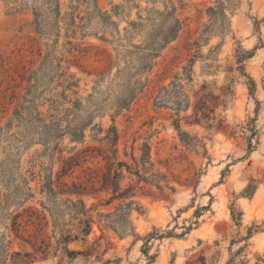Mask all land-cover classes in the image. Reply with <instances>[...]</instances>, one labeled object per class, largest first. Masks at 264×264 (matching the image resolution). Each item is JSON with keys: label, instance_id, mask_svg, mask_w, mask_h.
<instances>
[{"label": "rangeland", "instance_id": "374dc122", "mask_svg": "<svg viewBox=\"0 0 264 264\" xmlns=\"http://www.w3.org/2000/svg\"><path fill=\"white\" fill-rule=\"evenodd\" d=\"M219 2L224 17L211 16ZM58 4L56 17L43 0H0V264H264V0ZM171 10L177 36L146 58ZM144 145L151 165L136 168ZM105 162L139 170L122 168L128 200L105 206ZM66 199L95 221L67 249L100 261L35 253ZM129 201L125 235L104 228L97 215Z\"/></svg>", "mask_w": 264, "mask_h": 264}, {"label": "trees", "instance_id": "16d2710c", "mask_svg": "<svg viewBox=\"0 0 264 264\" xmlns=\"http://www.w3.org/2000/svg\"><path fill=\"white\" fill-rule=\"evenodd\" d=\"M44 4L47 5L49 11L54 13L56 17L59 15V4L58 0H43ZM223 4L219 2V5L216 7V10L209 8V14L211 16L215 14H219V16L224 17L223 15ZM116 8H114L113 13ZM101 17L104 20L109 19L106 13H101ZM160 23L158 27L148 35L146 43H145V57H155L156 54L169 42L173 41L177 36V33L180 29V22L175 17L174 11H164L159 13ZM33 24L36 26L37 30H42L41 21L39 15L34 13V21ZM134 26V24H131ZM78 27L75 24L74 17H70L69 22L65 23V31L66 38H73L76 34V30ZM69 46H72L71 41H67L66 43ZM43 129L47 128V125H42ZM179 131V127H176ZM81 136V135H80ZM107 137L110 145L114 148L112 151L108 150L107 152L111 153L113 157L116 154V145L118 142V135L116 131L113 129L112 137ZM75 140H78L79 137H72ZM141 156L138 160H134L136 164V168L142 166L145 169L146 165H151L149 161V147L144 145L141 149ZM101 156L103 161L108 159V155ZM115 160V159H114ZM111 164L109 162H105L104 167L106 168V172L102 174V181H99V191H104L106 193L110 192L111 196L108 201L105 203V206H109L114 201L124 202L131 198L133 195L128 194V191L132 189V187H128L126 190L121 191L119 187L120 178L122 177V168L125 167L127 172L130 175H135L139 180H141V176L139 174V170L135 168L134 172L128 171L129 167L126 163L118 162L116 167L111 169ZM98 183V181H97ZM77 186L76 184L73 185ZM55 195V193H53ZM83 194V193H79ZM133 205L132 201L128 203L119 204L113 213H105L97 215L99 220L103 223L104 228L112 230L114 233L119 234L120 236L125 235L127 231V226H129L130 221L129 217L131 215ZM90 210L86 209L85 204L82 200L78 199L73 201L71 199H66L62 202L55 203L53 209L49 210L50 218H51V237H46L42 241H40L39 245L34 248L36 254L41 255L42 258H47L51 251H53L52 255H54L58 250L63 249L64 254L69 259H74L76 256L83 257L86 261L90 260L91 257L94 256L93 262L100 261L103 253H99L97 249L90 247L84 251H69L67 249V245L71 242L85 241V238L91 233L92 226L95 224L94 217L90 215ZM11 220L10 228H6L10 230L12 234L15 235L16 238H20V225L17 222L18 215H9ZM68 217V221L65 220V217ZM99 221V222H100ZM58 234V237H57ZM52 240V241H51ZM18 254V253H16Z\"/></svg>", "mask_w": 264, "mask_h": 264}]
</instances>
